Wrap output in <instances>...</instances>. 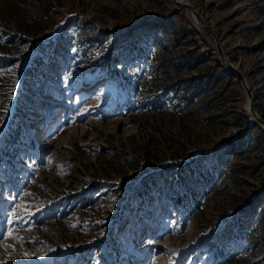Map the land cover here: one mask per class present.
Segmentation results:
<instances>
[{
    "label": "rangeland",
    "instance_id": "obj_1",
    "mask_svg": "<svg viewBox=\"0 0 264 264\" xmlns=\"http://www.w3.org/2000/svg\"><path fill=\"white\" fill-rule=\"evenodd\" d=\"M0 264H264V0H0Z\"/></svg>",
    "mask_w": 264,
    "mask_h": 264
},
{
    "label": "water",
    "instance_id": "obj_2",
    "mask_svg": "<svg viewBox=\"0 0 264 264\" xmlns=\"http://www.w3.org/2000/svg\"><path fill=\"white\" fill-rule=\"evenodd\" d=\"M231 69L235 72V74H236L238 77L242 78V75H241L240 72H238V71H237L235 68H233V67H231Z\"/></svg>",
    "mask_w": 264,
    "mask_h": 264
}]
</instances>
